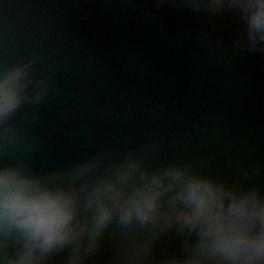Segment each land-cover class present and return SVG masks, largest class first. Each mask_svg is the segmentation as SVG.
<instances>
[{"label":"water","instance_id":"obj_1","mask_svg":"<svg viewBox=\"0 0 264 264\" xmlns=\"http://www.w3.org/2000/svg\"><path fill=\"white\" fill-rule=\"evenodd\" d=\"M256 0H0V81L18 67L21 104L0 147L37 192L72 200L66 240L44 248L22 229H0V264H241L218 250L207 225L172 198L209 184L224 234H264V41L250 38ZM47 91L36 101L35 84ZM125 173H130L125 175ZM163 180L145 227L119 213L96 229L98 205L115 207ZM109 185L111 190H109ZM247 201L233 221L229 206ZM138 250V251H137ZM250 264H264V253Z\"/></svg>","mask_w":264,"mask_h":264},{"label":"clouds","instance_id":"obj_2","mask_svg":"<svg viewBox=\"0 0 264 264\" xmlns=\"http://www.w3.org/2000/svg\"><path fill=\"white\" fill-rule=\"evenodd\" d=\"M213 2L219 6L223 0H213ZM256 7L257 10L250 20L253 30L250 37L254 42L253 50L257 40L264 41V0H256ZM260 53H264V48L260 49ZM30 63L18 67L0 81V147L6 148L16 134L12 126L5 124V119L9 113L20 107L22 89L33 83L31 79L23 86L18 83L21 75L25 74L24 69L29 68ZM35 87L38 89L35 95L36 101L39 102L48 86L44 80H40L36 82ZM129 174L125 173V175ZM162 184L163 180L156 178L151 185L137 188L126 198L123 193L117 192L114 197L115 207L100 203L95 216L96 229L104 227L113 219L116 212L119 213L117 223L120 226L145 227L156 217L157 201L162 192L172 187L168 185L161 188ZM109 190H111L110 185ZM172 199H183L191 205V211L180 213V218L193 226L197 223L206 224L208 233L216 236V248L233 259L241 260V264H250L257 256L264 253V234L259 239H249L242 224L235 228L234 234H224L223 204L220 203L219 209L217 208L219 195L209 184L192 182ZM247 203V201L239 203L233 201L229 206L234 222H242L248 215ZM261 215L264 216V210L261 211ZM72 217L71 198L62 194L34 191L31 182L19 176L14 169H5L0 173V229H4L5 232L11 227L22 229L31 242L38 241L44 248H50L68 238ZM136 260V254L130 255L126 264H136ZM21 264H24L23 260Z\"/></svg>","mask_w":264,"mask_h":264}]
</instances>
